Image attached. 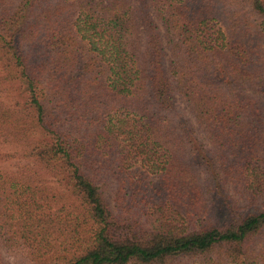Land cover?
<instances>
[{
  "label": "trees",
  "instance_id": "trees-1",
  "mask_svg": "<svg viewBox=\"0 0 264 264\" xmlns=\"http://www.w3.org/2000/svg\"><path fill=\"white\" fill-rule=\"evenodd\" d=\"M216 1L0 0V146L35 165L0 170V264H264V0ZM223 184L248 211L205 223Z\"/></svg>",
  "mask_w": 264,
  "mask_h": 264
},
{
  "label": "rangeland",
  "instance_id": "rangeland-1",
  "mask_svg": "<svg viewBox=\"0 0 264 264\" xmlns=\"http://www.w3.org/2000/svg\"><path fill=\"white\" fill-rule=\"evenodd\" d=\"M231 0H217V8L222 12L226 13L225 19L226 23L229 24L230 20L228 16H236V12H239L241 20L243 23L253 20L254 17L251 15V12L247 6L240 4H231ZM237 19V18H236ZM167 57L170 58V49L169 46H166ZM170 114L175 119V122L182 129H186L187 132L193 137V143L196 146V151L194 156L190 157V161L193 163L195 170L200 174L201 180L207 181L209 179L208 173L206 170L205 161L207 158H211L212 150L211 146L208 143L207 139L203 135V132L197 125V122L190 112V110L178 99L174 107L171 109ZM203 143L205 148L202 146ZM0 170L3 171H15L21 165L29 164L32 167H35L33 162L28 158H21L18 155V149L10 145L0 146ZM12 155V156H3V155ZM47 179L54 180L50 175H46ZM50 180V181H51ZM118 187L117 181L110 182L109 185L104 187L106 198L108 203L111 206L115 204V191ZM211 202L209 208V214L206 218L205 223L221 225L230 222L235 217H239L240 214L246 213L249 206L246 205L242 200L236 197L232 185L223 184L221 190L213 191L210 195ZM237 199L240 201L238 204ZM205 219V218H204ZM3 257L6 260L7 264H15L16 257L11 254L3 253Z\"/></svg>",
  "mask_w": 264,
  "mask_h": 264
}]
</instances>
